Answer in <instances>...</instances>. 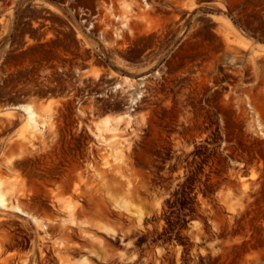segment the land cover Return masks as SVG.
<instances>
[{"label": "rangeland", "instance_id": "obj_1", "mask_svg": "<svg viewBox=\"0 0 264 264\" xmlns=\"http://www.w3.org/2000/svg\"><path fill=\"white\" fill-rule=\"evenodd\" d=\"M147 1L102 0L98 3L142 6ZM165 1L181 6L184 15L197 13L196 90L191 84L193 66L188 55L183 64L187 76L180 99L170 94L161 99L164 107L136 108L131 111L133 118L129 123L113 119L111 125L117 128L115 131H109L110 124L103 123L104 117H115L127 109L119 108L116 114L103 112L100 118H94L92 132H96L94 140L99 156L89 159L85 168L76 169L62 179L76 182L73 187L47 189L36 188L34 184L40 179L33 174L27 177L19 168L21 159L28 158L36 145L45 143L47 131L44 129L50 127L49 116L54 104V100L36 104L31 99L27 101L33 103L43 124L32 129H28L25 112L16 107L20 100L13 92L17 66L23 59L16 57L13 51L17 38L22 35L18 33L21 15L30 16L36 5L97 3L94 0H0V184L9 193L18 195L11 198V205L17 200L31 213L28 216L13 208L0 207V264L16 261L31 264L37 260L30 252L13 249L9 242L12 235L7 225L16 221L15 218L21 219L28 230L36 231L42 242V253H49L47 245H53L65 264H77L82 259L71 251L76 248L74 231L86 233L89 243L94 245L97 242L95 231L102 230L105 242L109 239L106 234L115 232L116 225L111 220L114 213L159 210L167 203V194L186 190L196 191L197 211L209 213V226L219 230L214 238L221 241L209 244L212 253L219 254L214 260L264 264V0ZM109 15L105 13L102 26L113 19ZM77 20L73 15L69 19L70 25L78 29ZM209 27L214 29L211 35L207 34ZM191 28L189 16L188 26L184 25L183 29L190 34ZM25 32L32 36L29 27ZM119 82L137 88L125 90L123 87L118 95L144 99L145 87L138 84L145 80L122 78ZM154 117L168 118L180 128L164 131L158 120L151 122L150 118ZM98 134L105 141L101 138L99 141ZM157 180L170 181L180 187L156 192L157 189L143 186ZM81 182L92 185L81 186ZM186 183L195 187H185ZM148 190L152 192L146 193ZM43 196L58 206L56 215L43 209L39 212L28 203L32 197ZM32 215L48 227H39ZM54 226L53 231L59 233L48 234L53 233L50 227ZM196 227L201 228L199 224Z\"/></svg>", "mask_w": 264, "mask_h": 264}, {"label": "flooded vegetation", "instance_id": "obj_2", "mask_svg": "<svg viewBox=\"0 0 264 264\" xmlns=\"http://www.w3.org/2000/svg\"><path fill=\"white\" fill-rule=\"evenodd\" d=\"M101 1L94 0L97 4L92 5H36L30 16L21 15L18 33L22 35L17 38L13 52L23 61L17 66L13 94L20 100L18 104L30 99L35 104L54 100L50 127L44 129L45 143L36 145L33 153L19 162L20 171L27 177L33 174L40 179L34 184L36 188H66L76 184L62 179L99 156L92 127L94 118H100L103 112L116 114L119 108L153 110L164 107L161 99L170 94L180 99L187 76L183 64L188 55L193 66L191 84L196 90L199 58L196 12L184 15L181 6L167 4L165 0H149L142 6L102 5L98 3ZM106 12L113 19L102 26ZM72 15L79 19L78 29L70 25ZM189 16L190 34L183 29L184 25L188 26ZM27 27L31 37L25 32ZM213 31L209 27L207 34ZM122 78L145 80L138 84L146 91L142 101L118 95L123 87L137 88L121 85ZM150 120H158L164 131L180 128L168 118ZM146 128L149 132V122ZM143 186L157 189L156 192L180 187L161 180ZM187 186L195 187V184L186 183ZM166 197L167 203L159 210L114 213L111 220L116 225L115 232L106 234L109 239L105 242L102 230L95 231L94 245L89 243L86 233L74 231L76 248L71 251L82 259L77 264H232L228 260H214L219 254H213L209 244L221 241L214 238L219 230L209 226V213L197 211L196 191H179ZM28 203L39 212L42 209L54 215L59 212L58 206L44 196L32 197ZM15 219L7 225L13 249L36 256L37 260L31 264H65L53 245H47L49 253H42L36 231L28 230L21 219ZM198 224L201 228L196 227ZM54 227H50L52 231ZM54 233L59 232H48ZM84 258L88 260L83 261Z\"/></svg>", "mask_w": 264, "mask_h": 264}, {"label": "bare ground", "instance_id": "obj_3", "mask_svg": "<svg viewBox=\"0 0 264 264\" xmlns=\"http://www.w3.org/2000/svg\"><path fill=\"white\" fill-rule=\"evenodd\" d=\"M134 101H135V99H134ZM17 105L18 106H16V107L19 108V109H22L25 112V114L27 115V126H28V129L42 127L43 124H41L39 122V116L40 115L36 111L33 103L27 102V103H21V104H17ZM132 109H133V107H132ZM131 111H132L131 108H129L125 112L119 113L115 117H111L110 115H107L106 117H104V122L103 123L110 124V130L109 131H115L117 128L114 127V126L112 127V125H111L112 124V120L113 119H116V120L118 119V122L127 121L129 123L131 121V119L133 118V115L131 114ZM11 116L14 117L15 115H11ZM107 126H109V125H107ZM98 133H100V132H98ZM99 136H100L98 138L99 141H100V138L102 139V142L105 141L104 137L102 135H99ZM106 164H107V161H106ZM17 197H18V195H15L13 193H9L8 191H6V189H4L2 187V184H0V207L3 208V209H5V208H13L18 213H21L23 215H28L29 216L31 213H28L25 209H23L22 205L17 200H16V202L13 203V205L10 204L11 198L15 199ZM70 210H73V208H70ZM31 217L33 218L32 220H34V222L39 227H43V228H47L48 227L47 224L42 223V220L39 217H37L36 215H32ZM58 255H59V258L61 259L62 255H60V253H58Z\"/></svg>", "mask_w": 264, "mask_h": 264}, {"label": "built area", "instance_id": "obj_4", "mask_svg": "<svg viewBox=\"0 0 264 264\" xmlns=\"http://www.w3.org/2000/svg\"><path fill=\"white\" fill-rule=\"evenodd\" d=\"M76 22V21H75ZM93 25V24H92Z\"/></svg>", "mask_w": 264, "mask_h": 264}]
</instances>
